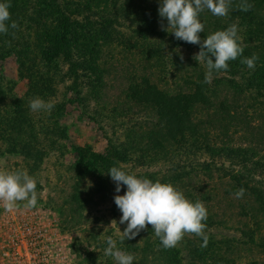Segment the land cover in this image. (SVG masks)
<instances>
[{
	"label": "rangeland",
	"instance_id": "obj_1",
	"mask_svg": "<svg viewBox=\"0 0 264 264\" xmlns=\"http://www.w3.org/2000/svg\"><path fill=\"white\" fill-rule=\"evenodd\" d=\"M80 1L78 2L79 6L75 5L73 7L81 8L80 6H89L85 0ZM8 2H10V5L13 3L12 1ZM36 3L37 0H30L24 7H21L19 4L16 12V21L19 25L16 36L21 37L22 43L26 39L33 42L34 52L32 54L34 58L28 62L23 60L22 44H20L11 49V52L8 53L9 55L3 59L1 55L4 54V51L10 50L14 46V42H12L10 47L6 45L2 46V43H0V170H27L37 180L38 193V203L35 208H25L24 204L26 202H19L18 207L12 212H8L3 207H0V264H28L19 257L14 256L13 237L18 233L16 221L19 218L33 219L37 216L45 222L50 220H56L57 222V225L52 228V232L59 234L60 245L56 246L58 253L54 257L52 264H117L113 257L104 254L107 248L106 241L109 236L116 240L117 247L121 251L130 253L135 257L133 264H194V261L191 260L192 257L189 249L185 248L187 235L176 247L165 249L160 239L155 236L151 225H149L135 239H125L121 242L120 237L123 235L127 224L120 223L122 213L114 202V197L117 195L115 191L116 184L111 179L110 173L107 170L99 169L102 177L103 191L96 193L91 190L90 192H83L82 196L80 194L82 192H74L78 194L76 203L81 210V214L72 211L71 207L74 205L71 200L69 201L70 203H64L67 201L68 193L72 191L77 179L78 173L76 170L80 169L83 165L80 162V155L76 150L90 149L93 153L107 155V149L111 143L120 145L124 141L129 142L127 129L133 125V122L145 121L147 118L143 116L144 113L141 111L137 112L135 110L132 112L130 106L131 104L136 105L134 99H130L133 103L127 102L124 104V107H127V112L124 115H119L114 111V104L116 103L108 104L106 108L97 103L99 89L101 88L99 87L98 89L96 86L87 88L85 84L94 80V76H98V73L90 72L91 77L88 78L86 76L88 73L85 74L82 71H77L79 69L76 67L70 68L71 65H69L68 61H61L57 67H51L52 73L57 72L54 75L52 74L54 79L51 87L53 88L54 96L43 100L54 104L52 110L34 112L30 109L29 102L34 98H29L27 92L31 84L20 74L22 66L19 62L24 61L28 65H33L37 71L47 70L40 48L45 44L44 42H47L49 31L52 30V26L55 24L54 15L51 16L49 14L47 18H43L40 9H36L35 13H33V17L36 20L31 25L34 26L32 27L33 29L26 27L29 10L31 6L36 7ZM110 4L93 8L91 9L92 11L87 10L86 14L94 13V16L91 19L88 17L91 21L86 19L76 25V38L80 39L88 30L92 36L99 35V31H96L100 29L98 19L102 14L110 10ZM126 26L119 27L121 32H123L121 34L122 39L126 41L124 43L129 44V42H133L143 46L146 51L145 53L151 58L149 66L145 64L141 69H139L138 63L134 66L130 64L126 57H124V62H121L123 60H119L118 68L120 69H116V71L120 70L123 73L122 68H124V65L125 68L127 67L126 70L130 69L132 71L131 77L128 78V84L132 85L135 92L140 91L141 93L145 85L151 86L157 83H160L158 85L160 91L171 89L172 92L178 93L182 89L188 88L189 92L193 91L191 83L189 82L190 85L186 84L188 82V73L200 65L206 71V64L199 63L193 58L200 51L198 44H190L183 40H178L174 34H169L165 37L159 34L142 37L135 34L132 28ZM16 43L18 42L16 41ZM46 45L48 44L46 43ZM74 46L75 54L78 56V58H74L75 60L81 61L92 58L94 55V47L92 45L81 48L79 43V45L76 44ZM152 47L153 49H162V59L157 61L156 58L151 57L154 55L153 52L151 54ZM80 48L82 52L79 51ZM115 50L118 53L114 54V58H117L121 50L119 48H115ZM175 56L177 57L175 58ZM175 59H180L179 61L183 69L178 70L175 67L173 63V61H176ZM193 62L197 66L193 65ZM128 67H135L140 71ZM125 78L126 72L124 70L122 79L124 80ZM75 81H77L76 87ZM213 82L214 76L212 78ZM212 85L216 89L215 85ZM77 87L84 91L83 97L86 99H77V96H81V94L77 93ZM201 92L208 95L205 98H202L201 95L200 101H208L206 98L211 97L212 90L203 88ZM249 94L251 98H256L255 91H250ZM135 95L137 94L135 93ZM16 98L22 99V101L17 102ZM259 101L264 111V99H259ZM185 102V99L178 101V111L174 118L176 122L180 120V124H185L188 115L192 117L191 110L188 111L186 106L183 109L181 108ZM250 111L243 109L241 111L234 110L231 113L232 116L238 115L241 121H248L250 124H254L257 134L260 128H264V118L262 122H260L259 116L252 118L253 116L249 115ZM233 118L236 120V117H231V120ZM22 122H25L24 126L28 128H18V125L22 124ZM243 125L241 126L242 131L239 134H243L249 138L250 127L246 126V128H243ZM42 126L49 127L45 133L42 132L44 129ZM176 127L178 126L176 125ZM51 129H54V131L50 132ZM167 139L165 138L164 140ZM174 140L179 141V138L177 140L175 136H171L170 141L174 142ZM241 141L240 137H236L235 142H232V144L239 146ZM49 142L50 145L48 144ZM240 145L246 144L243 142ZM24 150H27V152ZM183 155V164H192L194 166V168H188L189 172L192 171L189 178H187L188 188L190 186L191 189L196 187V192H200V188L202 192L212 190V193H203L201 196L209 197L210 194H213L216 203H218L219 212L224 207L230 206L225 224L217 229L219 240L222 237L243 238L245 232H243L244 226H242L241 220L244 217L240 215L244 213L249 215V211L256 204V195L250 192L248 187L251 188V191H253L254 187L257 189L262 188L264 186V173H261V175L260 173L257 174L255 177L256 181L252 183L247 178H243L244 176H241L243 168L240 165L232 164L231 160H225L224 157L215 159V161L217 163L224 162L227 171L224 169L218 171L213 167L206 168L205 163L210 162L212 159L209 156L210 154L208 155L205 151L184 153ZM121 162L122 164L120 165L124 167L126 172L150 179L153 182L154 178L149 176L148 172L163 169L159 174V176H162L164 170L171 168L174 164L172 161H168L163 163L165 165L159 162L157 165L150 164L148 166L147 162L143 161H136L137 163H130L129 161H126L128 163ZM173 178L174 176L165 179L172 180ZM241 180L245 181H243L245 187L239 185ZM86 182L91 184L90 177L86 178ZM207 182L210 185L201 187L203 183ZM180 184L187 188V185ZM214 186H216V191L213 189ZM240 188H243L245 191L243 197L237 198L235 193ZM126 190V186H123L119 194L123 195ZM249 222L253 224L251 219ZM128 243H132L133 246H127ZM262 243H264V240ZM149 245V250H146V246ZM159 250L165 251V260L163 261L159 259L161 257ZM238 252L237 254L240 255L241 260H245L246 262L252 259L256 260L258 257L264 258V252H261V255H255L250 251H246L247 254L241 253V251ZM176 258L177 261H175ZM263 263L260 262L259 264Z\"/></svg>",
	"mask_w": 264,
	"mask_h": 264
},
{
	"label": "trees",
	"instance_id": "obj_2",
	"mask_svg": "<svg viewBox=\"0 0 264 264\" xmlns=\"http://www.w3.org/2000/svg\"><path fill=\"white\" fill-rule=\"evenodd\" d=\"M8 1L13 2L10 7V13L12 20L16 21V12L19 4L21 7H24L30 0H6V2ZM85 1L88 2L89 6H80L81 8L73 7L75 5L79 6L78 2H81L80 0H37L36 7L31 6L28 23L26 25L27 28L34 27L31 25L36 20L33 17L36 9H40L43 18H47L49 14L51 16L54 15L55 24L52 26V30L49 31L47 42H44L45 44L42 48L39 47L43 54L42 59L47 70L37 71L33 65H28L24 61L19 62L22 66L20 74L31 84L27 92L28 97H40L41 99L53 97L54 91L51 84L54 79L53 75L57 72L52 73L51 67H57L61 61H68L69 65H71L70 68L76 67L79 69L77 71H82L85 74L88 73L86 75L88 78L91 77L90 72L98 73V76H94V80H90L91 82L85 84L87 88L95 86L98 89L99 87L101 88L99 89L97 103L104 108L108 107V104L116 103L114 104V111L119 115H124L127 112V107H124V104L127 102L133 103L130 99H134L136 105L131 104L132 112L135 110L137 112L141 111L147 119L145 121L133 122L132 126L127 127L129 142L124 141L120 145L111 143L107 149V155L93 153L90 149H82V151L79 149L76 150L80 155V162L83 165L80 169L76 170L78 173L77 179L75 180L72 191L68 193L67 201L64 203H70L69 201L71 200L74 205L71 207L72 211L81 214V210L76 203L78 194L74 192H82L80 193L82 196L83 192H90L91 190L96 193L103 191L102 177L99 169L109 171L113 166L122 167L120 165L122 164L121 161H124L123 163L126 161L130 163L143 161L147 162L148 166L150 164L157 165L159 162L165 165L163 164L164 162L172 161L174 163L173 166L165 169L162 176H159V174L163 169L148 172V174L154 178V182L160 180L161 182L172 183L183 191L185 196L191 201L196 202L199 200L204 202L208 210V218L205 221L207 225L205 232L209 237L208 244L206 247H201L203 239L196 235H187L185 244V248H188L190 251L191 260L194 261V264L263 263L264 258L260 257L256 260L252 259L249 262L241 260L240 252L238 251L246 254V251H250L255 255H261V252H264V243L261 244L264 240V186L258 189L254 187L253 191L248 187L250 192L256 195V204L249 211V215L245 213L240 215L244 217L241 220L242 226H244L243 232H245L243 238L222 237L219 240L217 229L225 224L230 206L224 207L219 212V206H217L218 203H216L213 194H210L209 197L201 196L203 193H212V190L202 192L200 188V192H196L197 188L193 184L194 189H191V186L188 188L187 178L192 173V171L189 172L188 168H194V166L192 164H183V154L205 151L208 155L210 154L209 156L212 159L210 162L204 161L207 162L205 163V167H213L218 171H222V169L227 171L224 162L217 163L215 161V159L224 157L225 160H231L232 164L240 165L243 168L241 176H244L243 178H247L252 183L256 181L255 177L257 174L260 173L261 175V173H264V128H260L256 134L254 124H250L248 121H241L238 115L232 116L231 113L234 110L241 111L248 109L251 110L249 115L253 116L252 118L259 116L258 118L261 119L260 122L264 118V111L259 101V99H264V0H247V3L253 5L251 10L247 12L241 11L237 7L241 3V0H232V5L227 16H214L207 9L200 14L201 22L205 25L204 32L200 34L201 41L206 39L207 35L217 30H224L232 24H237L238 35L243 40L244 52L241 57H238L234 61H229L228 70L214 72V82L210 84L203 82L206 71L201 65L195 67L193 71L188 73V82L186 83H191L193 91L189 92L188 88L182 89L178 93L172 92L171 89L160 91L158 86L160 83L151 86L145 85L141 93L140 91L135 92L132 85L130 83L128 84V78L131 77L132 71L130 69L126 70L127 67L125 68V65L122 68L123 73L120 70L116 71V69H120L118 68L119 60H123L121 62H124V57L133 66L138 63L139 69L145 64L149 66V62L151 61L150 56L145 53L146 51L143 46L133 42H129V44L124 43L126 41L122 39L121 34L123 32H121L119 27L127 25L126 27L132 28L135 34L141 35L142 37L155 34L165 37L166 35L173 34L161 28L162 24L165 27L167 26V20L162 19L158 12L162 0ZM109 3H111L110 10L102 14L98 19L100 29L96 31H99V35L92 36L88 30L80 39L76 38V25L81 23L80 21L91 19L94 16V13L86 14L87 10L92 11L91 9L93 8H98L101 5L106 6ZM83 14L85 15L83 16ZM90 19L89 21H91ZM8 24L10 25L11 21ZM18 30L19 28H9L8 34H0V43H2V46L6 45L10 47L12 42H14V46L7 52L4 51L1 58L5 59L9 55L8 53L11 52V49H14L16 45L22 44V57L23 60L28 62L34 58L32 54L34 52L33 42L26 39L22 43L21 37L16 36ZM13 32H15L14 36L12 34ZM78 42L81 48H86L90 45L94 47V55L92 58L81 61L74 59L78 58L74 51V45H79ZM120 42L122 43L120 44ZM81 48L79 50L80 52H82ZM115 48L121 50L117 58H114V54L118 53ZM152 52L154 54L151 56L152 58H156L157 61L162 59V49H153L152 47L151 54ZM253 54L258 55L259 60L256 62L255 68L250 69L247 65L242 64L241 60L244 57H251ZM175 60L173 61L175 67L178 70L183 69L179 61L180 59ZM193 65L197 66L196 63ZM132 69L140 71L135 67ZM124 70L126 72V78L123 80ZM107 80H109L108 83H106ZM116 82L118 83L116 84ZM212 84L215 85L216 89H214ZM76 86L77 81H75ZM203 88L212 90L211 97L206 98L208 101H200L201 95L202 98L208 95L201 92ZM250 91H255V99L249 96ZM77 93L79 95L81 94V96H77V99H86L83 97L84 91L82 89L78 88ZM184 99L186 102L181 108L183 109L186 106L188 111L191 110L192 117L188 115L185 124H180V120L176 122L174 118L178 111V101ZM15 100L17 102L22 101L19 98ZM190 104L193 105V108ZM231 117H236V120L235 118L231 120ZM24 124L25 122H22V124L18 125V128H28ZM242 125L243 128H246V126L250 127L249 138L243 134H239L242 131ZM43 128L42 132L45 133L49 127L45 126ZM53 131L54 129L50 130V132ZM171 136H175L177 140L179 138V141L174 140V142H171ZM236 137H240V140H242L241 143L244 142L246 145L242 146L240 145L241 143L239 146L233 145L232 142H235ZM165 138L169 140H164ZM48 144L50 145V142ZM24 151L27 152V150ZM122 168L125 170L124 167ZM171 176H174L172 180L165 179L168 177L171 178ZM87 177H90L91 184L86 182ZM243 181L241 180L239 185L245 187V181ZM180 183L187 185V188ZM207 183H203L201 187L210 185L209 182ZM215 187L213 188L214 190L216 189ZM250 219L253 221V224L249 222ZM129 245L131 247L133 246L132 243L127 244V246ZM150 245L146 246V250H149ZM159 251L161 253L159 259L161 261L165 260V251ZM175 261H177V258Z\"/></svg>",
	"mask_w": 264,
	"mask_h": 264
},
{
	"label": "clouds",
	"instance_id": "obj_3",
	"mask_svg": "<svg viewBox=\"0 0 264 264\" xmlns=\"http://www.w3.org/2000/svg\"><path fill=\"white\" fill-rule=\"evenodd\" d=\"M231 5L232 0H162L158 9L159 16L167 20L166 27L161 25L162 30L173 33L178 40L200 45V51L193 58L206 64L203 81L206 84L212 82L214 72L228 70L229 61L243 55L244 45L242 37L238 35L237 24L217 30L201 41L200 34L204 32L205 25L201 22L200 14L207 9L214 16L224 17L229 13ZM10 7L9 2L0 0V34L6 35L9 28L19 27L17 21L11 18ZM237 7L247 12L253 5L247 3V0H241ZM12 34L14 36L15 32ZM258 60L259 56L253 54L251 57H244L241 63L254 69ZM29 107L34 112L51 111L54 104L35 97L29 102ZM108 173L116 184L117 195L114 202L122 213L120 223L127 224L120 237L121 242L125 239H135L142 230L151 225L155 236L160 239L165 249L176 247L186 235L201 237V247L207 246L209 237L205 232V221L208 218V210L203 201L193 202L170 182H153L130 174L122 167L113 166ZM123 186H126L127 190L120 195ZM244 191L240 188L235 193L236 197H243ZM19 202H26L25 208L37 206V180L27 170H0V207L12 212ZM106 243L105 255L113 257L117 264H133L135 257L121 251L111 236L107 238Z\"/></svg>",
	"mask_w": 264,
	"mask_h": 264
},
{
	"label": "built area",
	"instance_id": "obj_4",
	"mask_svg": "<svg viewBox=\"0 0 264 264\" xmlns=\"http://www.w3.org/2000/svg\"><path fill=\"white\" fill-rule=\"evenodd\" d=\"M18 233L13 237L14 256L28 264H52L60 245L59 234L52 232L56 220L43 221L40 217L33 219L19 218L16 221ZM58 229V228H56Z\"/></svg>",
	"mask_w": 264,
	"mask_h": 264
}]
</instances>
